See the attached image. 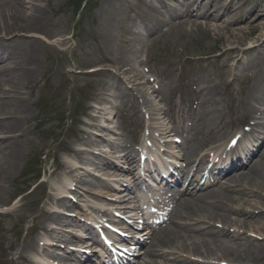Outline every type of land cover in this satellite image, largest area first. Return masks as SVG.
Returning a JSON list of instances; mask_svg holds the SVG:
<instances>
[{
  "label": "rangeland",
  "instance_id": "1",
  "mask_svg": "<svg viewBox=\"0 0 264 264\" xmlns=\"http://www.w3.org/2000/svg\"><path fill=\"white\" fill-rule=\"evenodd\" d=\"M84 1L49 0L48 5L42 2L47 23L38 25L36 30H20L9 36V39L15 34H20L25 39L36 37L34 43L38 71L28 82V86L19 90L26 93L21 95L29 96L32 102V109L25 123L29 134L26 141L20 143L22 160L8 184L9 190L4 192L11 198L18 195L19 198L24 197L25 207L21 213L26 219H5L0 223V226L6 228L16 224L11 235L6 236V233L0 232L1 264H16L17 255L13 244L24 238L27 228L34 223L31 213L33 206L36 203L39 207L45 204L48 188L43 183L51 177L57 160L69 158L61 147L68 142L74 143L72 139L75 131L83 128L82 124L89 120L88 117L92 114L90 105H95L91 97L104 93L108 101H113V95L118 91L114 84L116 80L131 86L126 76L118 71L119 66L133 59L132 64L142 71L143 81L146 76L152 75L157 80L163 102L158 103V99H153L152 95L151 99L162 109L167 108L168 100L180 103L182 108H189L186 105L197 97L199 90L205 93L204 89H210L215 95L222 91L223 94L217 97L220 111L211 103L202 101L196 112L205 117L204 121L208 123L225 120L234 122L238 118L239 125L246 124V120H242L240 115V100L252 90L264 71V49L256 54H243L246 62H251L243 66L238 63L236 65L242 54L238 58L234 56L230 59V55L227 58L226 48L230 43H227V38L217 41L210 24V21L217 24L221 20H195L201 24L194 22V19L176 23L168 20L161 25L163 29L151 37L154 30L144 31L142 28L161 23L163 9L156 0H89V5L78 18L77 14ZM219 1L210 0L206 6L212 8L215 17L225 11L226 22L221 30L223 37L228 36L224 27L230 28L234 33L236 27L244 23L246 13L249 12L252 22L256 24L250 35L241 34V48L255 45L259 35L264 33V19L261 21L256 18L259 14H264V0H233L242 9L249 10L246 13L231 7L226 9ZM240 15L242 18L238 19ZM231 21L236 24H228ZM16 23L22 25L26 21L18 19ZM247 27L245 25L243 29L247 31ZM9 39L5 41L11 45ZM16 46L19 47V44ZM14 64L19 65V59ZM227 65L230 70L236 66L232 73L238 75L237 80L229 75L231 71ZM94 68L98 71H92ZM224 81L226 84L221 83ZM157 84L149 80L143 84L146 88L143 92L150 93ZM103 87L106 90H102ZM136 91L140 96L143 95ZM130 93L116 98V113L114 115L113 109L111 114L116 122H120L121 127L122 124L127 127V139L134 137L139 129L138 111L133 106L128 108L131 101H134ZM173 112L174 110H170L168 114L173 116ZM177 121L176 118L175 123ZM230 128L226 126V132L219 134L212 144L219 138L226 143ZM232 128L243 129L242 126ZM83 142H87L85 135H81V143L78 145H83ZM30 186L32 187L28 190ZM17 226H21L20 231Z\"/></svg>",
  "mask_w": 264,
  "mask_h": 264
},
{
  "label": "bare ground",
  "instance_id": "2",
  "mask_svg": "<svg viewBox=\"0 0 264 264\" xmlns=\"http://www.w3.org/2000/svg\"><path fill=\"white\" fill-rule=\"evenodd\" d=\"M42 2H46V5H48L49 0H0V57L10 56V58L0 59V223L4 222L6 218L10 220L15 217L19 220L26 219L21 213V210L25 207L24 197H21L18 204L8 211H3L1 208L9 203L8 196L4 192L9 190L10 186L8 187V184L22 160L23 151L20 143L25 142L29 134V129L25 128V123H27L26 119L30 115L32 102L29 96L21 95L26 93L19 92V90L27 87L28 82L34 78L38 71L34 43L36 37L25 39L24 36L15 34L13 38L9 39V36L12 35L11 33L20 30H36L38 25L47 23ZM157 2L162 5L166 4L164 0H157ZM193 2L190 1L189 5L182 9V16H180L182 20L179 21L183 22L186 18L191 19V17L204 18L205 12H201V9ZM209 2L210 0H200L199 5ZM218 3H223L226 9L230 7L236 9L232 0H220ZM246 12L247 10L244 13ZM246 14L244 23L237 26L234 33L228 27L223 28L227 31L228 36L226 37H223V31H221L223 23L226 22V18H224L226 17L225 11L217 15L218 21L221 20L222 22L216 24L210 21L212 32L215 33L217 41H223L224 38H227V43H230L229 46L226 45L227 58H229V55L230 59H233L234 56L238 58L242 54L239 61L236 62V65L238 63L239 66L251 63L246 62L243 54H256L264 49V42L261 43V40L264 39V33L259 35L255 45L241 48L243 46L241 34L243 36L250 35L256 24L252 22L251 14L249 12ZM185 15H188V17H185ZM237 18H242V15ZM256 18L262 21L264 14H259ZM18 19H24L26 23L18 25L16 23ZM194 22L199 21L194 20ZM228 24L235 25L236 22L231 21ZM245 25L248 26L247 31L243 29ZM150 29L151 25L146 30ZM6 39L11 41V45L6 43ZM17 44H19V47L16 46ZM13 54H15V57H11ZM18 59L20 64L16 66L13 63ZM132 61L133 59H131V62L128 61L123 66H119L118 71L126 76L127 81L132 83L130 88L133 91L138 90L143 94V104L146 107H154V111L151 113L152 117L149 118L147 126H144V135L143 137L138 136L136 143L141 142L144 145V142L148 140L151 145L157 147L156 137L164 138L161 139L163 141H167V137H170L168 122H165L161 107L157 108L150 97L151 94L161 101L162 94L158 87H153L151 93L143 92L146 89L143 84L149 80L155 82V79L151 75L150 77L146 76L143 81L142 71L137 69ZM227 67L231 71L229 75L237 80L238 75L235 72L232 73L236 66L231 70L228 65ZM92 71L98 70L94 68ZM221 83L226 84L225 81ZM114 84L118 87V91L128 89L124 82L116 80ZM102 90H106V88L103 87ZM221 93L223 94L222 91H219L215 95L212 90L206 89L204 94L202 91L200 92V96L207 103H211L215 109H219L217 97L222 95ZM103 94L91 97L95 103V105H90L92 114L89 115V120L82 124L83 128L75 131V137L72 139L75 144L68 142L61 147L69 158L59 159L54 164L51 177L43 183V186L48 188L45 204L39 207L36 203L33 206L31 213L33 214L34 224L29 229V234L13 244L17 254V264H45L43 258L40 257L41 254L49 252L56 240L68 238L61 231H51L52 229L46 223L64 219L62 213L65 212L52 208L61 207L64 209V207L71 206L68 200V196L72 194V191H70L72 190L71 185L74 186V183L75 185L77 183L78 186H82L80 188L85 193L91 192L98 196L103 195L104 198L99 200L101 209L92 208V206L90 208L86 204L87 200L83 198L82 193V197L79 198L77 204L80 203L81 206L90 209L96 216L104 218L106 222H112V211L116 210L117 206L112 204V206H109L106 203L108 195H106L107 192L104 189H99L98 186L88 188V185L95 184L100 180L96 176L98 174L93 175V172H106L108 176L112 177V174H114L112 171H126L124 176L121 174H117V176H123L127 179L139 169V154H137L138 158L136 160L135 153L131 148H127L125 153L126 166L124 169L119 165L111 164L108 160L95 159V157L92 160L89 157L88 149L93 148V146H102V154H107V146H115L104 137L110 136L109 133L113 130L110 124V113L115 105L108 101ZM241 108L248 109L250 112V131L248 133L243 132L236 147L241 145L242 142L244 145L241 149H245L248 147L246 142H258L259 138L264 137V71L257 79V83L252 90L242 98ZM186 118H190L188 113ZM189 121H191L190 129L195 132L194 134L198 138L184 140L182 157L187 156V159L193 157L202 162L201 148L211 144L217 135L225 131L226 123L224 121L207 123L202 119H189ZM143 123L140 120V124ZM179 128L182 130L181 127ZM257 130L261 133L255 135L253 131ZM94 131L95 135H93ZM236 133H238L237 130ZM81 135H85L87 142L78 145V143H81ZM220 144L221 142L215 148L219 149ZM262 147H264V144ZM262 147L256 155H259ZM124 150H126L125 147ZM252 159H248L247 163L249 164ZM96 161H99V167H97ZM82 164L88 166L82 167ZM148 166L153 165L148 162L143 163V167ZM57 171L60 172L57 173ZM112 179L115 178L112 177ZM233 180L229 178H226L225 181L221 180V186L204 192L199 190L195 192L196 185L191 180L189 181L190 187H192L189 190L191 198L184 199V202L178 205L176 213L188 210L194 211L190 213L196 215H191L193 219L190 220V223L180 225L176 232H173L170 224H167L152 236V240L159 242L162 248L160 253L157 252L160 254L158 257L160 261H156L157 264H264V162L257 161L254 168H251V172H240ZM233 182L242 185V187H230L229 190L222 191L223 188L234 184ZM95 187H98V189L96 190ZM85 195L89 197L88 194ZM254 197L255 200H253ZM92 201L98 202V199L94 198ZM203 201L205 203L202 205L201 202ZM105 211H108V213ZM104 214L106 215L104 216ZM71 220L76 221V219ZM6 230L7 228L0 227V231ZM33 232L39 233L40 236L37 239L34 238V235L32 236ZM91 237H94V234H91ZM37 241H39V244H36ZM62 254V252L59 253L60 256ZM52 257L56 258L57 255H52Z\"/></svg>",
  "mask_w": 264,
  "mask_h": 264
}]
</instances>
